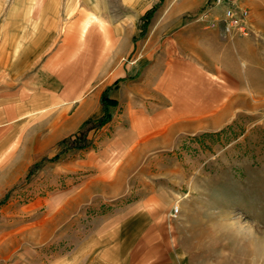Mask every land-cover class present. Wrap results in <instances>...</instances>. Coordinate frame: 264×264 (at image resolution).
Here are the masks:
<instances>
[{"label": "rangeland", "instance_id": "obj_1", "mask_svg": "<svg viewBox=\"0 0 264 264\" xmlns=\"http://www.w3.org/2000/svg\"><path fill=\"white\" fill-rule=\"evenodd\" d=\"M152 1L135 25L125 0H99L109 7L103 16L114 21L115 41L112 21L99 18L98 58L83 60V74L67 76L64 91L53 93L66 102L67 130L58 132L66 136L57 150L50 143L19 157L13 172L0 165V264L22 256L32 264H140L148 228L170 229L184 212L190 219L182 228L191 231L209 220L205 239L216 259L264 257V40L251 37L252 9L243 1L250 34L230 36L215 0ZM26 3L33 0H0V30L14 19L13 6ZM177 7L183 12L174 15ZM126 21L136 29L131 52ZM176 35L180 49L170 51ZM187 47L194 53L181 69L177 58L164 59ZM167 61L174 68L165 69ZM106 91L117 104L106 125L88 132L91 145L51 160L64 138L104 114ZM42 119L33 126L36 144L55 127Z\"/></svg>", "mask_w": 264, "mask_h": 264}, {"label": "crops", "instance_id": "obj_2", "mask_svg": "<svg viewBox=\"0 0 264 264\" xmlns=\"http://www.w3.org/2000/svg\"><path fill=\"white\" fill-rule=\"evenodd\" d=\"M244 1L252 9L251 22L254 34L250 36H259L264 40V0ZM152 2V0H125L123 4H128L133 14L136 15V20L134 19L136 25L137 19ZM104 7L106 6L100 4L99 0H65L60 4H47L46 2L40 4L33 0V3L14 5L12 9L14 19L6 21L1 26L0 165L10 164L9 171L17 170L14 167L15 163H18L19 157L42 154L44 153L43 147L50 143H55L54 149L57 150L60 139L66 136V133L58 134V132L67 130V120L63 110L66 102H60L58 95L53 93L63 90L62 86L67 83L65 82L67 76L83 74V60L98 58L100 53L99 18L102 20L105 18L104 22L112 21L110 40L114 44V21L109 15L103 16L105 11L109 12V7L106 9ZM175 11L174 15H177L182 13L183 9L177 7ZM84 24H87L86 28H84ZM121 27L123 29L122 38L126 40L127 44V52H131L135 47L131 38L136 34V29L135 27L131 28L130 22H123ZM89 29L90 39L85 43L83 33ZM179 39H181L180 35L172 36L170 51L172 48L180 49L178 47ZM101 41L103 44L108 42L106 37ZM186 49L188 51H177L176 57L173 52V54L170 53L172 56L165 54L164 59L177 58L179 61L177 64L181 69L187 61L185 54L194 53L189 47ZM143 57L144 53H141L135 63L140 62ZM182 59L184 61H181ZM171 66L174 68L171 61L165 62V69L170 70ZM158 67H162V63L158 64ZM222 73L227 80L228 73L225 70H222ZM79 86L81 87V84ZM75 89L76 83H74ZM54 109L60 110L52 112ZM47 112L51 114H47ZM42 113H46L43 119L41 118ZM39 118L50 124H55V127L53 133L48 134L36 144L33 126L35 123L41 122L38 121ZM75 119L80 124L82 123L81 106L79 112H76ZM139 135L135 137L137 140ZM44 142L47 144H43ZM0 171H2L1 168ZM178 205L180 207V204ZM178 216L176 224H172L170 229L148 228L150 229L149 238L146 239L147 247L144 249V253L142 254L143 251H140V264H150L149 260L152 259V254H155L153 264L236 263L232 260L228 262L226 254L220 253L216 259L213 251L207 249L205 237H208L206 232L209 231V220L203 218L205 222L202 227L197 229L194 227V230L191 231L185 227L182 228L190 219L188 212L178 214ZM182 232H186V234H182ZM153 245L154 251L151 249ZM23 258V256L22 259L19 258L16 264H32L28 257L25 260ZM252 264H264V257L258 256Z\"/></svg>", "mask_w": 264, "mask_h": 264}, {"label": "trees", "instance_id": "obj_3", "mask_svg": "<svg viewBox=\"0 0 264 264\" xmlns=\"http://www.w3.org/2000/svg\"><path fill=\"white\" fill-rule=\"evenodd\" d=\"M155 8L156 6L148 15L143 16L142 19L149 20ZM102 104L104 106V114L100 118L91 121L86 127L79 130L76 134L64 138L61 141V144L64 147L59 153H57L54 157H52L51 160L53 161L58 160L60 156L68 149H83L91 145L92 140L88 138V132L92 129L98 130L110 121V119L112 118V114L110 112L109 107L111 105L117 104V101L110 99L108 92L106 91L102 95ZM39 166L40 163H36L31 169L32 170L31 172H33Z\"/></svg>", "mask_w": 264, "mask_h": 264}, {"label": "built area", "instance_id": "obj_4", "mask_svg": "<svg viewBox=\"0 0 264 264\" xmlns=\"http://www.w3.org/2000/svg\"><path fill=\"white\" fill-rule=\"evenodd\" d=\"M244 0H215L216 7H222L224 11V32L227 35H243L250 33L251 10L243 4ZM175 211L178 212V206Z\"/></svg>", "mask_w": 264, "mask_h": 264}]
</instances>
